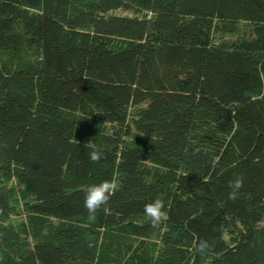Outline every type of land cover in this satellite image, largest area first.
<instances>
[{
	"label": "trees",
	"instance_id": "16d2710c",
	"mask_svg": "<svg viewBox=\"0 0 264 264\" xmlns=\"http://www.w3.org/2000/svg\"><path fill=\"white\" fill-rule=\"evenodd\" d=\"M0 264H264V0H0Z\"/></svg>",
	"mask_w": 264,
	"mask_h": 264
},
{
	"label": "clouds",
	"instance_id": "9594fccd",
	"mask_svg": "<svg viewBox=\"0 0 264 264\" xmlns=\"http://www.w3.org/2000/svg\"><path fill=\"white\" fill-rule=\"evenodd\" d=\"M88 149L87 155L91 162L99 163L104 158V150L97 144L89 140L84 144ZM231 191L228 193L229 200H235L239 194V190L243 187V178L236 177L229 182ZM119 185L115 179L105 180L99 184L86 185L83 189L85 193L84 207L88 212V220L94 222L98 212L105 207L110 197L118 190ZM220 207H223V202H220ZM144 214L148 217L153 227H158L162 222L168 219V214L165 211V204L162 198H156L152 202L145 204ZM44 234H47L45 229ZM213 248V245L207 240H200L196 246V252L200 255L208 254Z\"/></svg>",
	"mask_w": 264,
	"mask_h": 264
}]
</instances>
